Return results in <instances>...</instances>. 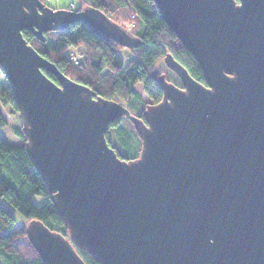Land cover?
Here are the masks:
<instances>
[{
  "label": "water",
  "instance_id": "water-1",
  "mask_svg": "<svg viewBox=\"0 0 264 264\" xmlns=\"http://www.w3.org/2000/svg\"><path fill=\"white\" fill-rule=\"evenodd\" d=\"M203 71L171 54L162 101L143 118L65 76L24 38L77 22L134 49L140 40L100 10L0 0V72L13 91L26 149L68 237L38 220L25 229L45 264H264V0H154ZM45 72L54 75L57 83ZM126 117L138 158L119 157L109 125Z\"/></svg>",
  "mask_w": 264,
  "mask_h": 264
},
{
  "label": "trees",
  "instance_id": "trees-1",
  "mask_svg": "<svg viewBox=\"0 0 264 264\" xmlns=\"http://www.w3.org/2000/svg\"><path fill=\"white\" fill-rule=\"evenodd\" d=\"M41 1L47 5L46 0ZM76 2L75 7L66 9L80 11L88 7L96 8L138 38L140 45L130 49V59H124L120 54L123 47L100 39L81 22L72 24L57 40L45 34L46 39L42 41L30 31L23 32L28 44L71 80L89 87L105 99L115 100L117 97L126 101L127 107L135 110L141 118L148 104L162 101L163 91L157 81L160 74L156 72L155 65L159 60H164L167 54L184 66L196 81L205 84L197 60L166 24L154 0ZM78 48L83 51L79 66L73 60V57H77L73 50ZM45 74L57 83L54 75ZM138 84L142 85L143 92L151 102L145 101L136 89ZM0 103L10 113L18 115L20 126L15 127L14 132L24 141L22 146L13 147L0 138V202L6 200L25 218L24 225L16 229L15 218L0 203V264H45L25 234L27 224L38 220L66 237L68 230L50 199L45 181L28 155L19 109L9 85L0 92ZM122 122V119H118L109 125L107 140L114 149L109 140L110 129L114 139L118 136L126 146L133 144L137 134L133 127L129 128ZM8 124L0 110V130ZM37 196L44 197L45 203L37 205L34 201ZM73 245L86 264H99L85 247L76 243Z\"/></svg>",
  "mask_w": 264,
  "mask_h": 264
},
{
  "label": "rangeland",
  "instance_id": "rangeland-1",
  "mask_svg": "<svg viewBox=\"0 0 264 264\" xmlns=\"http://www.w3.org/2000/svg\"><path fill=\"white\" fill-rule=\"evenodd\" d=\"M46 3L49 7L53 9L75 7V5H77L76 0H46ZM60 35H61L60 32H50L47 34L48 38L52 40H57L60 37ZM73 53L79 56L81 60L83 51H81L80 48L73 50ZM120 54L124 59L131 58L130 49L124 48V50L120 51ZM155 70L158 74H166L169 81L173 82L174 84L180 85L179 78L173 72H171V70L168 69V67L164 63V60H159L157 62V64L155 65ZM7 85H8V82L5 76L2 73H0V92L5 87H7ZM136 89L141 93L145 101L151 102L149 98L145 95V93L143 92L142 85L140 84L136 85ZM115 100L125 106H128L127 102L120 98L116 97ZM0 110L2 114L4 115V117H6V119L9 122V124L6 127L0 130V138L3 139L10 146H13V147L22 146L24 144V141L19 136H17L14 132V128L20 126L18 115L10 113V110L8 109H4L1 103H0ZM132 112L134 114L137 113L135 110H132ZM121 119L123 121L122 122L123 125L128 126L129 128H132V127L134 128L132 122L128 120L126 117H123ZM109 140L111 142V145L115 147V149L117 150L120 156L127 158V159H136L139 157L140 149H141V141L138 138L137 134L134 136L133 144L126 146L123 144L121 138H119L118 136L116 137V139H114L113 131L112 129H110ZM34 201L37 205H42L43 203H45L46 199L44 197L37 196L34 198ZM0 203L15 218L16 229H19L21 226L24 225L25 218L21 215V213L16 208H14L6 200L1 201Z\"/></svg>",
  "mask_w": 264,
  "mask_h": 264
},
{
  "label": "built area",
  "instance_id": "built-area-1",
  "mask_svg": "<svg viewBox=\"0 0 264 264\" xmlns=\"http://www.w3.org/2000/svg\"><path fill=\"white\" fill-rule=\"evenodd\" d=\"M73 60H74L75 65L79 66L81 64L80 58L78 56L73 57Z\"/></svg>",
  "mask_w": 264,
  "mask_h": 264
},
{
  "label": "flooded vegetation",
  "instance_id": "flooded-vegetation-1",
  "mask_svg": "<svg viewBox=\"0 0 264 264\" xmlns=\"http://www.w3.org/2000/svg\"><path fill=\"white\" fill-rule=\"evenodd\" d=\"M172 72V71H171ZM177 76V75H176ZM180 80V79H179ZM177 85V84H176ZM178 87H180V88H182V83H181V81H180V85H177ZM137 116H138V114L137 113H135ZM140 117V116H139Z\"/></svg>",
  "mask_w": 264,
  "mask_h": 264
}]
</instances>
